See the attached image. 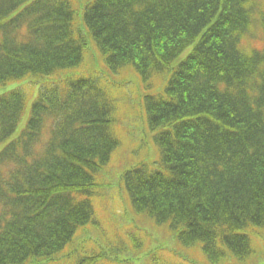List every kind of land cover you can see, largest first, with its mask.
<instances>
[{
	"label": "trees",
	"instance_id": "1",
	"mask_svg": "<svg viewBox=\"0 0 264 264\" xmlns=\"http://www.w3.org/2000/svg\"><path fill=\"white\" fill-rule=\"evenodd\" d=\"M70 4L0 0V86L28 75L62 77L38 92L24 129L0 151V264L68 261L61 252L95 222L96 175L119 145L111 101L118 87L97 72L63 77L84 60L79 27L103 56V72L130 70L146 88L164 81L141 104L154 132L147 158L155 161L120 176L132 213L164 226L177 255L199 246L210 264L257 262L251 236L264 234V1L89 0L80 19ZM24 108L21 90L0 95V143ZM114 259L97 249L70 264Z\"/></svg>",
	"mask_w": 264,
	"mask_h": 264
},
{
	"label": "rangeland",
	"instance_id": "2",
	"mask_svg": "<svg viewBox=\"0 0 264 264\" xmlns=\"http://www.w3.org/2000/svg\"><path fill=\"white\" fill-rule=\"evenodd\" d=\"M74 12L78 18L82 16L84 4L89 0H69ZM264 1V0H262ZM81 34L87 40L86 50L90 51L84 54L82 65L77 69H69L63 72V77H75L78 74L97 72L102 81L106 82L108 87L117 86L111 91V101L115 103V120L112 124L113 135L118 139V147L113 151L108 164L96 175V184L100 186L97 196L90 202L93 208V225L89 224L79 229L74 239L65 248L60 256L66 257L69 264L76 256L87 255V252L93 253L97 249L101 252L106 251L110 257L115 259L109 261L110 264H124V260L130 264H161L159 260L163 259L169 264H207L204 258L199 255V246L196 252L191 250L184 251L183 255H177L173 249L166 244L168 233L164 226H157L147 217L135 216L131 209L128 196L124 193L121 186L120 176L126 170L134 167L137 162L144 161L152 163L155 161L152 157L155 151L154 132L149 130L145 121L144 108H141L142 96L155 95L161 92L163 79L150 80L148 87L130 70L116 71L115 73H106L103 67V59L93 45L91 39L86 36L85 30L79 27ZM254 32H259L258 27H254ZM96 49L93 48V47ZM261 44H256L260 47ZM192 47H187L174 61L170 67L176 66L190 52ZM104 74H102L101 72ZM49 79L38 75H28L22 80L11 82L5 86H0V95L13 89H19L25 97V108L23 114L14 130V132L2 143L1 149L12 139L20 135L30 116L31 104L38 95L39 90ZM96 224V225H95ZM253 235L254 246L258 255L257 262L233 261L228 260L225 264H258L264 259V234L256 230ZM253 237L251 236V239ZM107 244L115 247L116 252L110 254ZM166 244V245H165ZM256 244V245H255ZM165 245V246H164ZM96 254L94 257H100ZM186 261V262H185ZM67 261H63V264Z\"/></svg>",
	"mask_w": 264,
	"mask_h": 264
}]
</instances>
